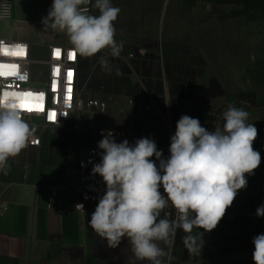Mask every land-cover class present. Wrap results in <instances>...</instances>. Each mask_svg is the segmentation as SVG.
Returning a JSON list of instances; mask_svg holds the SVG:
<instances>
[{"label":"rangeland","instance_id":"obj_1","mask_svg":"<svg viewBox=\"0 0 264 264\" xmlns=\"http://www.w3.org/2000/svg\"><path fill=\"white\" fill-rule=\"evenodd\" d=\"M94 3L89 15H99ZM111 4L120 9L114 22L120 54L113 56L106 48L92 57L81 56L80 63L89 95L107 102L104 115L96 116V122L100 116L105 120L101 129H123L135 138L158 136L148 126L161 125L175 134L178 120L188 115L214 131L224 123L223 112L234 105L250 114L248 123L258 130L253 148L261 163L253 175H246L247 187L238 191L214 230L193 229L192 235L201 232L203 239L196 253L188 250L182 239L186 234L179 229L170 245L158 242L167 254L164 264H254L252 241L264 234V217L256 215L264 204V0H111ZM44 53L39 47L33 57ZM31 69L36 82L42 83L44 66L33 64ZM124 97L128 108L121 103ZM164 100H171L170 106ZM175 215L170 206L160 218ZM127 240L123 239L119 264L133 258Z\"/></svg>","mask_w":264,"mask_h":264},{"label":"clouds","instance_id":"obj_2","mask_svg":"<svg viewBox=\"0 0 264 264\" xmlns=\"http://www.w3.org/2000/svg\"><path fill=\"white\" fill-rule=\"evenodd\" d=\"M89 3L53 0L42 23L66 33L83 57L106 48L118 56L122 44L115 40L114 22L120 9L111 0H95L99 15H89L80 7ZM164 101L170 106L171 100ZM222 115L224 123L214 131L198 118L182 115L166 159L152 139L140 138L131 145L127 139L117 143L111 131L102 133L101 158L92 173L102 177L106 190L88 223L109 248H117L127 237L133 253L129 264L137 260L164 264L167 254L158 242L170 245L178 229L186 234L182 239L188 250L196 253L203 239L201 232L192 235L193 229L214 230L238 191L247 187L246 175H253L261 163L260 153L253 148L258 130L248 123L250 114L243 108L229 105ZM34 132L15 104L0 103V171H6L9 158L28 146ZM169 204L176 210L175 217L160 218ZM75 207L85 212L83 204ZM256 215L264 217V204ZM252 243L254 264H264V234L256 235Z\"/></svg>","mask_w":264,"mask_h":264},{"label":"crops","instance_id":"obj_3","mask_svg":"<svg viewBox=\"0 0 264 264\" xmlns=\"http://www.w3.org/2000/svg\"><path fill=\"white\" fill-rule=\"evenodd\" d=\"M0 1L8 6L0 18V37L25 40L32 53L39 47L45 51L49 44L72 45L66 33L42 23L53 0ZM92 4L93 0L80 7ZM121 99L128 108L125 97ZM100 117L96 124L103 128L105 120ZM25 120L41 144L27 146L9 158L6 171H0V264H119L124 238L117 248H109L88 223L97 204H86L85 212L75 209L80 200L77 161L95 137L75 129L73 118L46 128L39 126L37 117ZM148 127L167 142L174 135L161 125ZM128 135L131 139L140 137Z\"/></svg>","mask_w":264,"mask_h":264},{"label":"built area","instance_id":"obj_4","mask_svg":"<svg viewBox=\"0 0 264 264\" xmlns=\"http://www.w3.org/2000/svg\"><path fill=\"white\" fill-rule=\"evenodd\" d=\"M83 8L87 9L85 14H89L90 7ZM7 10V4L0 1V18L7 13ZM4 49H7L9 53L23 49L24 55L6 56L4 55ZM57 50L60 52L59 57L55 55ZM80 62L81 56L73 45L49 44L45 47V53L42 57L34 58L29 42L0 37V63H14L19 66L17 76L7 78L0 76V103L15 104L23 119L37 117L39 126L42 128L48 126L58 127L73 118L75 129L80 132L86 131L95 137L92 145L81 152L77 161L76 190L80 200L75 206L83 204L85 208L88 203L98 204L99 198L106 190L102 177L92 173L93 165L100 162L102 150L98 148V142L103 138L102 133L111 131L117 143L127 139L131 145H134L136 140L140 138L152 139L157 149L163 152L164 159L170 153L171 141L162 144L156 135H146L131 139L123 129L104 130L99 128L96 124V116L105 113L107 102L105 99L93 98L89 95L88 81H84L81 78ZM33 64H38L45 68V76L42 83H37L35 80V75L31 69ZM57 67L60 69L59 75L56 74ZM69 71L72 73L70 81L67 76ZM19 76H24L25 79L21 80ZM69 88L71 92L68 91ZM24 93H31L32 95L25 97ZM21 102L40 104L43 106V110L33 109L28 111L27 109H22L19 107ZM130 102L137 103L132 100ZM53 113H55V118L52 116ZM84 124L86 125V130L83 129ZM40 144L41 138L33 134L29 139L28 146L36 147L40 146ZM152 159L155 160V157H152ZM156 163L159 165L158 160ZM168 208L164 210L167 211ZM2 210L5 211L6 208L3 207ZM78 211L82 212L81 210Z\"/></svg>","mask_w":264,"mask_h":264},{"label":"snow or ice","instance_id":"obj_5","mask_svg":"<svg viewBox=\"0 0 264 264\" xmlns=\"http://www.w3.org/2000/svg\"><path fill=\"white\" fill-rule=\"evenodd\" d=\"M4 55H12V56H22L24 55V51L23 49L19 50V51H15L12 53H9L7 49H4ZM55 55L57 57L60 56V52L59 50H57L55 52ZM74 55V54H73ZM18 65L14 64V63H0V76L7 78V77H15L18 75ZM56 74L59 75L60 74V69L57 67L56 68ZM68 79L69 81L72 78V73L71 71H69L67 73ZM24 76H19V79L23 80ZM69 92H71V89H68ZM25 97L27 96H31V93H24L23 94ZM20 108L22 109H27L28 111H32L33 109L35 110H43V106L40 104H32V103H28V102H21L19 105ZM53 118H55V113L52 114Z\"/></svg>","mask_w":264,"mask_h":264}]
</instances>
